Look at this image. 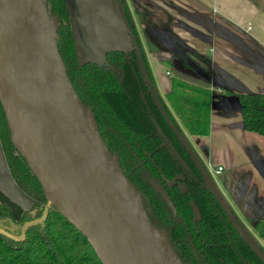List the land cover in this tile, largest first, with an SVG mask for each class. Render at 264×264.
I'll return each mask as SVG.
<instances>
[{
    "label": "water",
    "instance_id": "95a60500",
    "mask_svg": "<svg viewBox=\"0 0 264 264\" xmlns=\"http://www.w3.org/2000/svg\"><path fill=\"white\" fill-rule=\"evenodd\" d=\"M46 2L0 0V104L10 141L38 180L46 199L39 218L12 225L10 230L0 226V234L21 242L27 229L42 225L54 209L86 238L102 264H185L165 230L149 219L141 193L124 174L119 157L108 149L92 109L81 102L73 88L57 48L58 20L47 12ZM65 6L80 64L102 65L110 52L136 53L156 107L187 149L231 226L264 263L257 242L238 225L205 165L159 99L122 4L117 0H65ZM161 40L200 80L226 90L170 38ZM153 123L163 136L154 119ZM170 148L175 151L171 144ZM150 186L175 214L164 189L154 182ZM0 192L23 211L31 210L34 200L12 178L1 143ZM15 229L18 234L13 232Z\"/></svg>",
    "mask_w": 264,
    "mask_h": 264
},
{
    "label": "trees",
    "instance_id": "16d2710c",
    "mask_svg": "<svg viewBox=\"0 0 264 264\" xmlns=\"http://www.w3.org/2000/svg\"><path fill=\"white\" fill-rule=\"evenodd\" d=\"M46 9L50 15L57 17V48L73 88L81 102L92 109L108 149L119 157L124 174L141 193L149 219L156 227L165 230L182 262L243 264L242 261L249 257L258 264L205 188L199 171L193 167L184 147L166 124L153 99L147 96L162 133L171 139L181 157L195 168L197 184L189 185L188 192L182 193L175 185H169L176 173L173 158L168 148L162 146V136L157 134L155 127L142 113L140 104L136 102L137 97L129 92V71L125 68L115 69L123 62L125 54L108 53L111 62L116 63L113 70L94 63L80 64L65 0H47ZM200 67L210 73L204 66ZM210 97L208 84L200 86L174 76L166 96L173 116L169 115L171 119L177 120L188 135L207 136L210 131ZM237 98L243 130L264 137V94L245 93L239 94ZM0 143L12 178L34 200L31 210L23 211L0 192V226L10 230L12 225L20 226L39 218L46 199L38 180L10 141L1 104ZM149 182L163 186L175 208V215ZM33 210L36 212L32 213ZM254 229L264 240V220L257 221ZM13 232L18 234L19 230ZM0 264L102 263L86 238L58 211L52 209L42 225L27 229L25 239L21 242L0 234Z\"/></svg>",
    "mask_w": 264,
    "mask_h": 264
},
{
    "label": "crops",
    "instance_id": "0c3cea01",
    "mask_svg": "<svg viewBox=\"0 0 264 264\" xmlns=\"http://www.w3.org/2000/svg\"><path fill=\"white\" fill-rule=\"evenodd\" d=\"M136 2L140 9H148L153 29L182 48L210 55L211 73L226 90L212 91L209 134L184 135L207 168L224 167L225 183L220 191L236 214L243 219L264 216V137L243 130L235 101L239 94H264V0ZM169 16L171 28L163 23ZM152 44L148 61L155 89L166 107L172 76L206 84L171 70L167 63L171 52L159 41Z\"/></svg>",
    "mask_w": 264,
    "mask_h": 264
},
{
    "label": "flooded vegetation",
    "instance_id": "af4514ba",
    "mask_svg": "<svg viewBox=\"0 0 264 264\" xmlns=\"http://www.w3.org/2000/svg\"><path fill=\"white\" fill-rule=\"evenodd\" d=\"M117 2L121 3L123 8L125 9V17H126L127 23H128V25L130 27L131 32L136 36L137 46H138V49H139V53L141 55L142 62L144 64V66H145V69L147 71L148 77H149V79H150V81H151V83H152V85H153V87L155 89V84H154V80H153V77H152V73H151V69H150V65H149V61H148V54H149V52L153 51V44H152L153 40L159 41L161 43V45H163L167 50H169L168 46L161 40V39H164L166 36L164 34L159 33L156 29H153V26L148 22L149 21V19H148V13H149L148 9L147 8L146 9H140L139 6L137 5L136 0H117ZM143 3L146 4V1L143 2ZM164 20L166 22H163L162 19H161V22L165 23L167 25V27L171 28L173 26V20L171 19L170 16L167 19H164ZM181 49L196 65H198L199 67L200 66H204L205 68H207L210 71V74L212 75V73H211V58H210L209 54H205V55L199 54V53L190 51L189 49L182 48V47H181ZM131 54H134V55L131 56ZM109 55L110 54L106 55V60H105V62L102 65H104L105 67L110 68V69L113 70L114 66H116V63L114 64L113 62H111L112 58ZM134 56H135V58H134ZM167 63L169 64L171 70H173L174 72L182 71L184 73H188V74L193 75L196 78H198L195 75V73L189 68V66L183 60V58L181 56H179L178 54L174 53V52H171L170 59L167 61ZM120 66H122V67H120ZM119 68H120V70H121V68H125V69H127L129 71V78H130L129 92L133 93L137 97V101L136 102L138 104H140V109H141L142 113L146 115V117L148 118L149 122L155 127V125L153 123V119L155 120V113L153 112V109H152L151 105L148 102L147 96H150L151 99H153V98H152V96L150 94V90H149L148 86L146 85V83H145V81L143 79V76H142V73H141V70H140V66H139V63H138V60H137L136 53L134 51H132V53H128V54L124 55L123 62H121V64L116 66L115 69H119ZM167 74H169V73L167 72ZM172 77H174V76H172ZM210 90H211V92L213 91V89H211V88H210ZM155 91H156V89H155ZM156 93H157V91H156ZM157 95H158V93H157ZM159 99H160V97H159ZM153 101H154V99H153ZM154 103H155V101H154ZM155 106H156V104H155ZM164 107L167 110V112L170 113V108H169L168 104H167L168 108L166 107V105ZM174 120H176V119H174ZM177 125L183 131V133L187 134L178 123H177ZM155 130H156V127H155ZM158 135H160V134H158ZM160 136H162V135H160ZM162 138H163L162 146H165V147L168 148L170 156L173 158V161L175 163V168H176V173H175L174 177L172 178V180H170L169 185H175L178 188V190L180 192H182V193L188 192L189 191V185L197 184V180L195 179V171L194 170H195V168L198 170V168H197L195 162L193 161L192 157L188 153L187 149L183 146V144L181 142L180 143L184 147L186 154L188 155L191 163L193 164V167H195V168H193L183 157H181L180 153L177 152L175 147H174L175 151L171 150L170 144L172 146H173V144L171 142V139H169V137L167 135L162 136ZM189 146L193 150V148H192V146L190 144H189ZM193 152L195 153L194 150H193ZM195 155L197 156L196 153H195ZM197 158L202 163V161L200 160V158L198 156H197ZM213 167H215V165H213L210 168L206 167V169H207L208 175L210 176V179L216 185L218 191L221 193V191H220L221 185L225 183V170H224V167H223L222 182H219L216 179V177L214 176V174H213V171H212ZM200 175H201V173H200ZM201 177H202V175H201ZM202 180H203V177H202ZM149 184H150V182H149ZM203 184H204L205 188L207 189L204 180H203ZM158 185H160V184H158ZM160 186L163 188L162 185H160ZM173 187L174 186H172V188ZM169 189H171V188H169ZM164 191H165V189H164ZM221 196L223 197V199H225V197L223 196L222 193H221ZM215 201H216V199H215ZM225 202L229 206L232 214L235 216V219H236L238 225L241 226L245 230V232L257 242V245L260 247V249L264 253V240L262 239V237H260L258 235V233L254 229L255 223L257 221L264 220V216H262V217L253 216V217H250V218L243 219L242 217H239L236 214V211L234 210L233 207L230 206V204L227 202L226 199H225ZM217 204H218V202H217ZM219 207H220V205H219ZM168 208H169V206H168ZM220 209H221V207H220ZM170 211H171V209H170ZM172 214H173V212H172ZM175 214H176V212H175ZM175 214H173V215H175ZM195 218H198V216H195ZM227 222L229 223L228 220H227ZM229 225L231 226L230 223H229ZM231 228L237 234V232L235 231V229L232 226H231ZM237 236L244 243V245L247 247V249L255 256V258L258 261V264H264L259 259V257L250 249V247L247 246V244L242 240V238L238 234H237ZM242 262H243V264H256L249 257H247L246 261L244 260Z\"/></svg>",
    "mask_w": 264,
    "mask_h": 264
},
{
    "label": "built area",
    "instance_id": "2783aa9c",
    "mask_svg": "<svg viewBox=\"0 0 264 264\" xmlns=\"http://www.w3.org/2000/svg\"><path fill=\"white\" fill-rule=\"evenodd\" d=\"M213 174L216 177V179L219 182H222V172H223V167L222 166H215L212 168Z\"/></svg>",
    "mask_w": 264,
    "mask_h": 264
},
{
    "label": "rangeland",
    "instance_id": "374dc122",
    "mask_svg": "<svg viewBox=\"0 0 264 264\" xmlns=\"http://www.w3.org/2000/svg\"><path fill=\"white\" fill-rule=\"evenodd\" d=\"M191 83H196L197 85H200V86H206V84H204V83H202V82H191ZM208 87H209V89L211 88V89H213V90H215V89H218V88H216V87H212L211 85H209L208 84ZM223 89V88H222ZM211 91V90H210ZM212 93V92H211Z\"/></svg>",
    "mask_w": 264,
    "mask_h": 264
}]
</instances>
